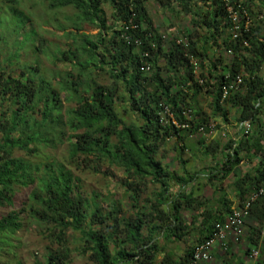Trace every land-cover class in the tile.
<instances>
[{"label": "trees", "instance_id": "16d2710c", "mask_svg": "<svg viewBox=\"0 0 264 264\" xmlns=\"http://www.w3.org/2000/svg\"><path fill=\"white\" fill-rule=\"evenodd\" d=\"M23 1L44 4L54 17L64 12L67 25H57V30L65 47L48 54L55 67H66L57 82L41 73L38 60L35 66L22 61V48L48 53L30 25L31 14L16 9ZM149 1L180 7L189 18V27L178 32L185 44L160 34L148 12ZM232 1L240 20L235 40L220 0H5L11 17H0V24L22 34L13 43L17 48L0 61V253L22 228L24 216L44 225L45 236L59 247L47 253L44 264L71 263L69 234L74 251L91 264H156L165 251L160 238L186 242L189 228L181 219L183 210L199 213L203 231L197 245L234 205L264 187V2L259 9L255 0ZM85 28L97 34L92 37ZM187 56L199 62L203 85ZM143 64L149 65L148 73L140 71ZM93 72L107 76L108 83L94 80ZM236 76L242 77L241 85L221 104L222 87ZM204 99L208 115L201 106ZM165 109L171 118L161 124ZM211 119L235 125L248 121L252 130L223 144L217 139L206 144L196 131ZM191 137L206 159L221 157L220 168L209 171V183L236 175L231 184L236 202L223 194L221 208L213 212L192 192H172L176 185L184 190L195 178L188 176L182 161ZM171 141L183 177L169 172L157 157ZM63 145L65 155L56 157ZM243 162L250 169L239 176L236 169ZM81 170L110 179H116L115 171L120 173L116 182L128 194L132 215L124 216L115 207L104 212L95 199H86L75 175ZM148 191L153 197L145 198L146 212L139 204ZM246 220L241 239L247 242L245 255L257 250L253 264H264V196L252 203ZM194 247L179 262L166 255L159 264H193Z\"/></svg>", "mask_w": 264, "mask_h": 264}, {"label": "rangeland", "instance_id": "374dc122", "mask_svg": "<svg viewBox=\"0 0 264 264\" xmlns=\"http://www.w3.org/2000/svg\"><path fill=\"white\" fill-rule=\"evenodd\" d=\"M262 2H264V0H255V7L260 9L259 5ZM8 6L9 5L5 2V0H0V17H11V12L9 11V9H6V7ZM171 6L172 7L170 8H163L157 6L152 1L147 2V9L150 13L151 19L153 20L155 26L158 28L160 34L166 37L167 40L178 38L180 33L185 32V30L189 27V18L183 15V13L180 11V7H178L176 3H173ZM16 9L18 11H24L28 12L27 14H31L30 25H32L31 27H33L38 36L44 39V48L48 52L47 55H42L39 52H32V50H26L22 48L20 49V54L23 59L22 61L24 62V60H26V64L35 66L34 62L38 60V69L41 70V73L44 76L48 77V79H51V81H59V78L65 74L66 67L62 65L55 67L54 62L51 60V57H49L48 54L50 55L55 51L56 48L63 50V48L65 47V41L62 39V32L57 30V25L63 27L67 25L64 21V16L62 15L64 12L59 13L54 17L53 13L46 11L45 5L38 1H23L20 3V6L16 7ZM257 11L258 9H255V12ZM105 12L106 16L109 18V11L105 10ZM65 14L69 15V12ZM84 30L86 34L92 37L97 34V31L94 29L85 28ZM21 34L22 31H19L18 34L10 33V29L7 27V24H0V36L5 41L6 45V47L2 46L3 49L0 47V61H2L4 58H7V54L17 48L13 47V43L16 41L19 42L21 40ZM93 74L94 75L92 77L94 78V80L95 78H100L102 83H108L107 76L102 74L99 77L94 72ZM67 105V103H64V107H66ZM117 105L120 106L119 104ZM201 106L203 107L204 113L208 115L209 111L207 109V99H204V101L201 102ZM118 113L121 114L119 107ZM229 118L231 120L230 116ZM210 123L215 125L218 134L226 129V139L220 140L217 138V136L214 138V140H220L222 144L228 138L237 139L239 136L237 132V126L234 122L223 124L219 119H211ZM186 145L188 146L189 150L187 149V151L185 152L184 156L182 157V161L186 163L187 172L194 175L198 173L209 175V171L212 170L214 166L220 168V166L218 165L221 164L220 155L216 156L215 161L206 159L202 154L203 149H201L198 144V140L195 137L189 138L186 141ZM64 150L65 147L63 145L62 148L57 150L58 152L56 154V157L65 155ZM162 155L165 158H163ZM17 156H20V154H17ZM157 157L162 162L163 166L169 170V172L181 173L179 163H177L176 161L177 156L174 150V141H171L163 146L160 149ZM247 165V163L243 162L236 169V174L241 176L247 173L250 169V166L248 165V167ZM115 172L117 174L116 179H110L103 175L94 174L91 171L87 170H81L80 172L75 173V175L80 180V191L86 199H95L96 205L102 208L104 212H108L112 210L113 207H115L122 210V215L130 216L133 212L130 207L131 204L128 201V194H126L122 187L116 182L121 176L120 173H117V171ZM233 176L236 175L234 174ZM233 176L229 177L222 183H213V185L216 186V189L219 192H215L212 190V187H209V183L207 181L208 177L205 178L202 176H197L195 178V182H197V185L194 186V190L197 191L199 189L200 192L204 194V196L200 197L203 200H210L212 197L216 198L222 193H225V196L232 198L233 202H236L232 188L230 186L234 181ZM21 195L22 193H20V196ZM20 196L15 201L18 210L22 204V198H20ZM146 196H150V198L153 197L151 196V191H148L142 196L139 205L140 209H145L146 212H148L149 203L145 201ZM191 216V212L184 210L182 211L183 224H185L189 228V235L186 238V242H173L168 244L160 239V244L164 247L165 250L177 249L178 251H180L186 246L188 248L194 247L198 238L197 231L200 230V227L192 228V226L190 227V225H188L191 222ZM22 218V228L15 234L14 237H11L9 243H7L8 247H5L4 252L0 253V264H44L47 253L50 251H55L57 250V248H59L55 243H53L45 236L44 225L32 223L24 216H22ZM248 224L249 222L248 220H246L245 232H247ZM66 241V248L68 247L70 249V264H91L88 261L87 256H81L78 254V252L74 251V247L71 244L72 238L70 234L67 236ZM246 248L247 242L246 239H243L238 242V244H235L233 245V247H231L228 255L219 254L220 256L218 257V260L216 262L210 260L208 264H253V262L245 255ZM161 259L162 257H158L156 264H159Z\"/></svg>", "mask_w": 264, "mask_h": 264}, {"label": "built area", "instance_id": "2783aa9c", "mask_svg": "<svg viewBox=\"0 0 264 264\" xmlns=\"http://www.w3.org/2000/svg\"><path fill=\"white\" fill-rule=\"evenodd\" d=\"M220 1L222 2L227 13V17L232 24V39L235 40L237 37L236 34L239 29L240 22L238 12L234 9V3L232 0ZM176 43L185 44V39L180 37L177 39ZM244 45L246 44L244 43ZM227 55L230 56L231 53L228 51ZM144 56L147 57V54H145ZM187 57L197 82L200 85H203L204 81L199 77V75L201 74L199 62L192 56ZM149 70L150 68L147 64H143L140 68V71L143 73H148ZM229 82L225 84L221 89V104L226 100L231 91L236 90L241 85L242 77L236 76ZM184 115L188 120L190 119V112H186ZM168 118H171V115L168 110L165 109L161 114L160 123L167 124L169 120ZM172 124L176 126V128H179V125H177L173 120ZM236 126L239 136H248V134L252 130V124L248 121L242 122ZM180 127L187 128V125ZM216 136L217 138H220V140L226 139V129L218 134L215 125L209 124L208 126L199 127L196 131V137L198 139H202L204 142H206V144L212 142ZM259 196H264V187H261L257 192L250 195L240 204L234 205L231 208L230 213L224 218L223 221L214 224L209 237L205 241L195 245L192 256L194 263L208 264L214 251H219L221 254H224L229 250L230 245L237 244L244 237L245 221L249 215L252 203ZM258 257L259 252L257 250H254L251 252L248 258L254 263L258 259Z\"/></svg>", "mask_w": 264, "mask_h": 264}, {"label": "crops", "instance_id": "0c3cea01", "mask_svg": "<svg viewBox=\"0 0 264 264\" xmlns=\"http://www.w3.org/2000/svg\"><path fill=\"white\" fill-rule=\"evenodd\" d=\"M173 173H175V174H177V175H179V176H182L183 177V174L182 173H177V172H173ZM187 174H188V176H193V177H197V176H202V177H205V178H207L208 177V175H205V174H201V173H198V174H192V173H189V172H187ZM218 177V176H217ZM230 177H232V176H230ZM195 178H194V180H193V182L192 183H190L189 185H188V187H186L184 190H181V189H179V186H175V187H173V189H172V191H173V193H177V192H182L183 191V193L184 194H186V195H188V194H190L191 192L193 193V198H200L201 196H204V194H202V192H200V190L198 189L197 191L196 190H194V186L195 185H197V182H195L196 180H195ZM233 179H235V178H233ZM227 180V179H226ZM225 180V181H226ZM214 182H218V181H213L212 183H209L208 185H209V187L211 188H213L212 190L213 191H217V192H219L217 189H216V186L215 185H213V183ZM234 182V181H233ZM232 182V183H233ZM231 186V185H230ZM189 189V190H188ZM188 190V191H187ZM194 190V191H193ZM218 195V194H217ZM224 195H225V193H224ZM233 195H234V193H233ZM222 196H223V193L221 194V195H219L218 197H216V198H214V197H212L210 200H206L207 201V205H208V208L211 210V211H213V212H216L217 210H219L220 208H221V206H220V203H221V199H222ZM227 197V199H229V200H231L232 202H233V200H232V198H230V197H228V196H226ZM210 201V202H209ZM191 209V208H190ZM190 209H186L185 211H188V212H191L192 213V216H191V222L188 224V225H190V227L192 226V228L193 227H200V230L199 231H197V233H198V238H199V235H200V233H202V231H203V229H202V221H201V219L199 218V213H194V212H192ZM181 219L183 220V218H182V214H181ZM198 238H197V240H198ZM163 242L165 241L164 239H162V238H160ZM159 239V240H160ZM177 243H179V242H177ZM168 244H170V243H168ZM238 244V243H237ZM233 245H235V244H232L231 245V247H233ZM163 247V246H162ZM231 247H230V250H231ZM164 248V247H163ZM188 249V247L186 246L185 248H183L182 250H180V251H178L177 249H174V250H165V251H163V252H161V254L158 256V257H164V256H169V257H171L172 259H173V261L174 262H179V260H182V258L184 257V253H185V251ZM221 255V253L219 252V251H214L213 253H212V256H211V259L210 260H212L213 262H216L217 260H218V257ZM250 263V262H249ZM193 264H201V263H193Z\"/></svg>", "mask_w": 264, "mask_h": 264}]
</instances>
